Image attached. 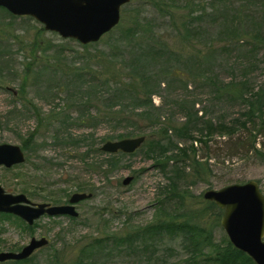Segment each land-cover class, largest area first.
Returning a JSON list of instances; mask_svg holds the SVG:
<instances>
[{
  "label": "trees",
  "instance_id": "trees-1",
  "mask_svg": "<svg viewBox=\"0 0 264 264\" xmlns=\"http://www.w3.org/2000/svg\"><path fill=\"white\" fill-rule=\"evenodd\" d=\"M17 20L34 19L0 8V90L7 89L3 85L10 83L7 77L14 71L13 44L27 54L20 74L19 105L13 101L0 116V124L2 119L6 126L35 120L33 131L18 136L25 154L23 165L46 145L38 143L44 135L39 129H52L53 144L74 152L82 173L110 181L124 156L142 152L167 181L157 190L150 223L133 226L129 220L124 224L127 231L119 233L107 226L75 247L73 258L66 256L65 248L51 249L46 264H109L113 257L134 260L129 264H177L170 262L175 253L171 243L176 240L183 264H255L222 233V210L202 201V196L198 199L204 206L191 208L187 198L193 197L189 187L209 184L214 172L211 159L220 158L222 164L238 156L264 159V141L258 146L259 137H264V79H259L264 76V0H131L121 9L119 24L88 45L62 40L55 46L45 41L43 28L37 29L33 41L21 40L14 28ZM73 42L82 52L62 78L49 55L61 58L70 51L67 43ZM38 54L46 61L39 64ZM29 85L35 89L34 98L26 96ZM61 92L66 99L59 111L55 104L44 114L34 103L37 97L53 101ZM154 96H162L159 106L153 103ZM101 125L108 126L111 134L98 142L93 134L72 133V127ZM139 136L145 141L132 154L100 150V143ZM217 136L225 142L223 147L217 142L214 155ZM197 144L204 156H199ZM72 181L77 191H91L87 183ZM5 223L26 231L36 227L0 214V236ZM5 263L39 264L35 256Z\"/></svg>",
  "mask_w": 264,
  "mask_h": 264
},
{
  "label": "rangeland",
  "instance_id": "rangeland-1",
  "mask_svg": "<svg viewBox=\"0 0 264 264\" xmlns=\"http://www.w3.org/2000/svg\"><path fill=\"white\" fill-rule=\"evenodd\" d=\"M133 4L136 7L139 6L138 2H134ZM14 28L21 33V40L27 38L26 40L31 41L37 29L43 28V26L34 20L28 23L17 20ZM52 33L46 31L42 35L45 41H49L55 46L63 42L62 40L64 39L58 34L52 35ZM67 46H69L70 51L61 58L58 59L53 54L49 55L50 63L57 64L54 68L58 76L61 77L71 70L69 66L76 57L80 56L79 53L82 52V49L75 42L67 43ZM98 48H101V44ZM11 54L14 71H11L7 77L10 83L3 85L7 89L0 90V116L2 117L9 110L13 101L19 105L18 99L22 97L20 93V74L24 72V63H27L24 59L27 54L17 51V46L14 44ZM36 59H38L39 64L46 61L45 58L40 57V54H38ZM62 78H65V76ZM259 79H264V76ZM44 81L47 83L45 79ZM34 90L29 85V88L26 89V96L34 98ZM40 90L42 92L44 89ZM162 96L166 98L167 95L164 92ZM162 96H154L153 103L156 106L161 104ZM65 99V93L61 92L56 93L53 101L45 102L37 97L34 99V103L42 108L44 114H47L55 104H59L57 108V111H59V108L65 105ZM198 106H201V104L197 105V108ZM71 113V116L77 115L75 112ZM3 122L4 120L2 119L0 124V144L21 146V139L18 136L25 137L36 126L33 118H26L19 121L18 124H10L8 126L4 125ZM72 133L76 136L83 133L93 134L96 142L99 141V138L111 134L110 128L105 125H101L97 129H77L72 127ZM39 134L44 135L38 138V143L42 141L46 142L45 147L40 152L31 154L32 156L28 165L22 164L14 166L11 169L0 167V186L8 193L24 194L34 204L64 205L67 204L69 197L74 193H90L92 197L89 200L76 204L75 208L78 213L76 218L68 216H44L30 226L36 225L32 231H26L21 226L18 227L5 223L3 226L5 231L0 236V253L19 252L29 243L31 238L40 239L44 237L48 240L47 246L37 250L32 256H35V260L39 264H46L49 254L53 253L52 250L56 249L65 248L66 256L73 258L76 255L74 250L78 249V246L82 245L81 243L90 241L91 237H97V232L104 231L107 226L110 232L119 233L127 231L124 224L129 220L133 226H144L151 222L155 211L154 204L157 190L167 182L164 175L156 168L153 160H147L141 154L142 152L133 156L126 155L121 159V169L110 177V181H107L102 177L82 173V166L80 161L75 158V153L53 144L52 129H49V131L39 129ZM221 139L218 136L214 138L212 154L218 153L217 142H219V147L224 146L223 142L225 141ZM258 140L260 143L258 146L260 147L261 142L264 141V137H259ZM113 141H116V139ZM102 144L100 143L99 146ZM195 147L198 149L199 156L201 154L204 156L200 145L197 144ZM219 159L214 158L210 160V163L214 167V172L209 184L199 182L195 186L189 187V192L193 197L187 198V204L191 208L204 206V203L201 202L202 198L199 200L198 197L202 196L206 190H219L232 184H244L253 180L262 186V191L264 192V159L238 156L231 157L224 164ZM126 178H132V180L128 185H123V181ZM72 180L87 183L91 191H77L78 187ZM21 190L25 192H21ZM66 194L69 195L67 198L65 197ZM222 233H224L223 230ZM217 236H221L220 229L217 230ZM171 246L175 250V253H173L170 262L183 264V254L179 249V240L171 243ZM133 261L127 257L124 259L113 257L109 264H129ZM3 264L7 263L4 262Z\"/></svg>",
  "mask_w": 264,
  "mask_h": 264
},
{
  "label": "water",
  "instance_id": "water-1",
  "mask_svg": "<svg viewBox=\"0 0 264 264\" xmlns=\"http://www.w3.org/2000/svg\"><path fill=\"white\" fill-rule=\"evenodd\" d=\"M131 0H0V8L16 17H30L48 32L81 45L97 43L120 22V11ZM145 137L104 142L103 153L132 154L144 143ZM21 147L0 144V167L11 169L24 164ZM132 178H126L128 185ZM92 194L74 193L65 205L34 204L24 194H11L0 186V214H8L32 226L40 218L68 216L76 218V204L89 200ZM203 200L213 202L222 216L220 225L229 242L245 253L255 264H264V196L256 181L232 184L219 190H206ZM48 240L31 238L19 252H1L0 264L24 261L37 250L47 246Z\"/></svg>",
  "mask_w": 264,
  "mask_h": 264
},
{
  "label": "flooded vegetation",
  "instance_id": "flooded-vegetation-1",
  "mask_svg": "<svg viewBox=\"0 0 264 264\" xmlns=\"http://www.w3.org/2000/svg\"><path fill=\"white\" fill-rule=\"evenodd\" d=\"M23 151V150H22ZM25 155V154H24ZM257 183V185H258V187H259V191L262 193V195L264 196V192L262 191V186L258 183V182H256ZM68 203V202H67ZM65 205V204H64Z\"/></svg>",
  "mask_w": 264,
  "mask_h": 264
}]
</instances>
